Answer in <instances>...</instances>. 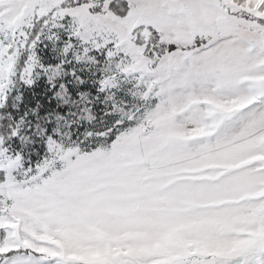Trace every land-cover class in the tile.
Returning a JSON list of instances; mask_svg holds the SVG:
<instances>
[{"label": "snow or ice", "instance_id": "6c2138e0", "mask_svg": "<svg viewBox=\"0 0 264 264\" xmlns=\"http://www.w3.org/2000/svg\"><path fill=\"white\" fill-rule=\"evenodd\" d=\"M0 264H264V0H0Z\"/></svg>", "mask_w": 264, "mask_h": 264}]
</instances>
